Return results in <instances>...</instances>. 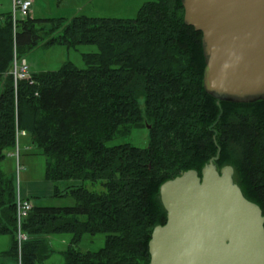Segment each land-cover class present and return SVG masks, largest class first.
Listing matches in <instances>:
<instances>
[{
	"label": "trees",
	"instance_id": "16d2710c",
	"mask_svg": "<svg viewBox=\"0 0 264 264\" xmlns=\"http://www.w3.org/2000/svg\"><path fill=\"white\" fill-rule=\"evenodd\" d=\"M38 44H93L97 50L82 54V69L66 62L14 80V58L25 59ZM203 68L201 32L184 24L180 0L146 2L130 19L13 22L6 15L0 21V235L10 237L6 253L20 264H44L48 250L40 236L67 233L64 264H149L150 234L165 222L159 185L190 168L199 172L217 148L216 166L233 167L234 181L264 216V101L221 102L218 118L216 101L202 86ZM144 124L146 147L109 144ZM18 131L25 134L17 145L28 137L45 157L50 197L72 201L32 204L19 251L15 187L1 168ZM98 233L105 235L98 250L76 249L84 235Z\"/></svg>",
	"mask_w": 264,
	"mask_h": 264
},
{
	"label": "water",
	"instance_id": "95a60500",
	"mask_svg": "<svg viewBox=\"0 0 264 264\" xmlns=\"http://www.w3.org/2000/svg\"><path fill=\"white\" fill-rule=\"evenodd\" d=\"M201 32L202 86L221 102L264 101V0H180ZM216 154L158 188L165 222L147 242L149 264H264V216Z\"/></svg>",
	"mask_w": 264,
	"mask_h": 264
},
{
	"label": "rangeland",
	"instance_id": "374dc122",
	"mask_svg": "<svg viewBox=\"0 0 264 264\" xmlns=\"http://www.w3.org/2000/svg\"><path fill=\"white\" fill-rule=\"evenodd\" d=\"M29 14L26 17L32 19H63L67 20L76 15L92 17L122 18L130 19L137 15L138 9L146 2L153 0H31ZM12 15V0H0V21L6 16ZM14 17H21L18 10H15ZM38 26V25H37ZM45 28V27H44ZM46 29H44L45 31ZM42 31L44 37L47 34ZM97 50L93 44H82L75 48H65L61 45L38 44L24 54L29 71L57 70L64 63L71 62L77 68H84L82 54L91 53ZM149 125L144 124L142 128L132 129L130 134L124 137H115L109 142L112 144L130 143L136 147H146L148 144ZM45 157L38 152L28 137H21L17 148L7 154L1 162L3 172L12 179L15 194L21 198L29 197L38 205H59L72 204L70 198H52L53 184L44 179ZM89 188L93 189L90 185ZM29 189V196L23 191ZM27 199V198H26ZM27 199L30 203L31 201ZM104 234L84 235L76 246L82 252L96 251L104 242ZM50 244L53 254L46 263L64 264L63 251L69 243L70 235L67 233L49 234L43 236ZM9 241V235H0V247ZM20 263V259L18 258ZM0 264H8L0 257Z\"/></svg>",
	"mask_w": 264,
	"mask_h": 264
},
{
	"label": "built area",
	"instance_id": "2783aa9c",
	"mask_svg": "<svg viewBox=\"0 0 264 264\" xmlns=\"http://www.w3.org/2000/svg\"><path fill=\"white\" fill-rule=\"evenodd\" d=\"M31 0H12L13 6V22H15L14 12L18 10L20 16L26 17L29 13V9L31 6ZM14 80L17 79H26L29 78V68L25 59H21L17 62L16 58L13 60V68L11 70ZM24 131H18L16 134V148H17V137L19 135H24ZM32 207V203H30L26 198H21L16 195L15 199V221H16V240H17V247L18 251L20 250L21 244L23 241L27 239L26 233L22 230L21 224L27 213Z\"/></svg>",
	"mask_w": 264,
	"mask_h": 264
},
{
	"label": "crops",
	"instance_id": "0c3cea01",
	"mask_svg": "<svg viewBox=\"0 0 264 264\" xmlns=\"http://www.w3.org/2000/svg\"><path fill=\"white\" fill-rule=\"evenodd\" d=\"M29 192H31L29 189H24L23 193L26 195V196H29ZM32 204H35L34 203V200H30ZM41 238H44L43 236H40ZM46 245H47V250H48V257L43 261L44 264H54V263H46V260L49 259L51 257V255L53 254V250H52V247L50 246V244L48 242H46ZM10 244H11V240H10V237H9V241L6 242L5 245H2L0 247V257L5 260L8 264H20L19 261L13 257H10L6 252L8 251L9 247H10ZM68 245V243H67Z\"/></svg>",
	"mask_w": 264,
	"mask_h": 264
}]
</instances>
